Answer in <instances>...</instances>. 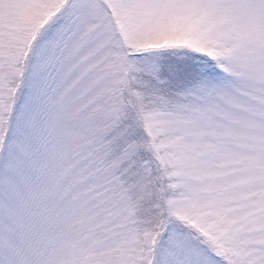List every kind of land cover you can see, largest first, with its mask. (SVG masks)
I'll return each instance as SVG.
<instances>
[{
	"label": "snow or ice",
	"instance_id": "6c2138e0",
	"mask_svg": "<svg viewBox=\"0 0 264 264\" xmlns=\"http://www.w3.org/2000/svg\"><path fill=\"white\" fill-rule=\"evenodd\" d=\"M0 264H264V0H0Z\"/></svg>",
	"mask_w": 264,
	"mask_h": 264
}]
</instances>
